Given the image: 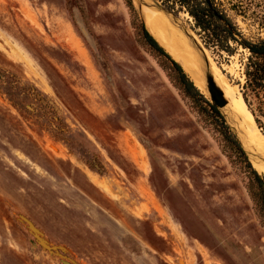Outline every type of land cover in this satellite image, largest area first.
I'll use <instances>...</instances> for the list:
<instances>
[{"label":"rangeland","instance_id":"1","mask_svg":"<svg viewBox=\"0 0 264 264\" xmlns=\"http://www.w3.org/2000/svg\"><path fill=\"white\" fill-rule=\"evenodd\" d=\"M156 1L132 4L174 59L171 38L187 39ZM239 1L232 24L264 40V0ZM230 47L205 53L238 130L230 94L242 99L249 53ZM247 183L215 127L135 44L124 0H0V264H62L20 215L71 264H264Z\"/></svg>","mask_w":264,"mask_h":264},{"label":"trees","instance_id":"2","mask_svg":"<svg viewBox=\"0 0 264 264\" xmlns=\"http://www.w3.org/2000/svg\"><path fill=\"white\" fill-rule=\"evenodd\" d=\"M129 11L130 27L135 44L142 52L157 61L167 73L174 87L191 101L197 113L204 115L215 127L222 143V151L230 164L238 168L248 179L247 190L253 211L264 228V178L248 162L235 137L226 126L216 107L206 101L193 82L166 50L146 29L144 21L135 10L132 0H124ZM168 10L188 17L204 47L217 48L231 53V44L248 51L245 66V84L242 100L252 116L260 135L264 138V40L250 42L244 39L229 19L227 12L244 13L239 0H159ZM194 24V26H193ZM199 30V34L197 31ZM206 51V50H205Z\"/></svg>","mask_w":264,"mask_h":264},{"label":"bare ground","instance_id":"3","mask_svg":"<svg viewBox=\"0 0 264 264\" xmlns=\"http://www.w3.org/2000/svg\"><path fill=\"white\" fill-rule=\"evenodd\" d=\"M154 26H155L154 22H151L148 19H146L145 27L149 31L150 34L153 33L152 30H153ZM157 38H159V37H157ZM171 40L172 41H170V42L172 43L171 44L172 48L170 49V51L173 53V55L176 58H178V60L180 59L183 62V64H185L186 72L189 74L191 81L193 82V84L195 85V87L197 89L202 91V89H204V83L202 82L201 79H199L200 74L198 73V71H199V69H202V67H201L198 55L193 51V49L189 46V43L187 41H185L184 39L176 37L174 39L171 38ZM166 47L168 48L169 46L166 44ZM176 58H174V59H176ZM208 60L210 61L209 57H208ZM210 65H211L213 71L215 72L216 76L219 78V82H221L224 86H226V84H227L226 79L221 75L220 71L215 67V65L212 63V61H210ZM183 70H184V68H183ZM212 75H214V74L212 73ZM216 85H217V83H216ZM230 90H233V89H230ZM204 93H205V91H204ZM229 94H230V91H229ZM230 96H231V103L230 104L232 105L231 113L233 115H235L239 120V127L237 130L238 138H239L240 142L242 143V146L244 147V149L248 152L249 156L251 157V162H252L253 167H255L260 172H264V163L259 162V161H255L252 159V156H259L260 159L264 160V138L262 137V135L257 134V132H256L257 127L254 123L252 116L248 113V111H247V109L243 103V100L238 99V98H234L233 94L232 95L230 94ZM99 182H101V181H99ZM96 184H98V182Z\"/></svg>","mask_w":264,"mask_h":264},{"label":"water","instance_id":"4","mask_svg":"<svg viewBox=\"0 0 264 264\" xmlns=\"http://www.w3.org/2000/svg\"><path fill=\"white\" fill-rule=\"evenodd\" d=\"M156 9L158 12L163 13L165 17L170 19L174 25L176 26L177 30L187 39L189 46L193 49V51L199 56L200 60L205 65V70L202 72L204 74V77L206 79V88L207 92L209 94V98L211 103L216 107L220 115L225 121L226 126L229 128L230 132L235 137L237 143L239 144L240 148L242 149L243 153L245 154L248 162L252 166L251 157L249 156L248 152L244 149L242 146V143L240 142L238 135H237V129L236 126L232 123L233 119L228 121L227 118L223 115L221 112L227 105L228 102L224 98L222 91L218 88V86L215 84L213 76L210 73V65L208 57L205 53V47L197 41V36L192 29H189L187 26L181 23L178 15L170 10L166 9L159 0L155 2ZM143 19V18H142ZM144 21V20H143ZM197 37V38H195ZM207 51V50H206ZM252 159L255 161L263 162L264 160L260 159L259 156H252ZM18 222H20L22 225H24L28 231V233L33 237L34 242L36 245H38L44 252L49 254L50 256L56 257L60 260L62 264H71L69 262V259L65 257L66 249L61 246H55L51 244L43 235V233L35 227V225L26 217L24 216H18ZM68 262H67V261Z\"/></svg>","mask_w":264,"mask_h":264}]
</instances>
